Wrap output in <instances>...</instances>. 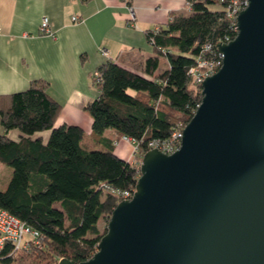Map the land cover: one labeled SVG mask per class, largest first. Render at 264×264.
Segmentation results:
<instances>
[{
    "label": "trees",
    "instance_id": "obj_1",
    "mask_svg": "<svg viewBox=\"0 0 264 264\" xmlns=\"http://www.w3.org/2000/svg\"><path fill=\"white\" fill-rule=\"evenodd\" d=\"M187 13L145 31L153 55L140 72L113 61L98 67L93 81L95 99L84 106L92 119L91 135L101 138L112 129L118 137L137 144L139 158L150 140L165 139L178 123L187 124L201 102V87L194 84L189 68L211 45L236 35L227 15L231 0H187ZM160 57L167 67L159 70ZM61 105L46 91L42 79L28 88L0 95V162L11 168L0 189V210H6L39 232L40 243L16 251L6 264H55L57 258L75 262L97 251L101 236L98 221H108L118 202L112 189L135 188L139 165L106 150L80 145L83 130L76 125L54 126ZM18 139L9 137L11 131ZM49 131L46 142L37 133ZM35 136V137H34ZM9 246L3 249L7 253Z\"/></svg>",
    "mask_w": 264,
    "mask_h": 264
},
{
    "label": "water",
    "instance_id": "obj_2",
    "mask_svg": "<svg viewBox=\"0 0 264 264\" xmlns=\"http://www.w3.org/2000/svg\"><path fill=\"white\" fill-rule=\"evenodd\" d=\"M172 154L144 152L97 251L57 264H264V0H247Z\"/></svg>",
    "mask_w": 264,
    "mask_h": 264
},
{
    "label": "crops",
    "instance_id": "obj_3",
    "mask_svg": "<svg viewBox=\"0 0 264 264\" xmlns=\"http://www.w3.org/2000/svg\"><path fill=\"white\" fill-rule=\"evenodd\" d=\"M186 3L130 0L135 15L131 19L122 0H0V95L44 80L47 93L61 105L54 126H79L83 148L106 150L112 145L116 156L139 165V151L132 155L133 143L114 130H105L99 140L92 137V119L84 106L98 95L93 81L98 67L109 60L140 72L145 59L153 55L145 31L165 24L173 14L187 12ZM44 16L53 37L39 32ZM48 135L49 131H43L35 136L46 142ZM18 136L15 130L9 133L14 140Z\"/></svg>",
    "mask_w": 264,
    "mask_h": 264
},
{
    "label": "built area",
    "instance_id": "obj_4",
    "mask_svg": "<svg viewBox=\"0 0 264 264\" xmlns=\"http://www.w3.org/2000/svg\"><path fill=\"white\" fill-rule=\"evenodd\" d=\"M129 10V15L131 19L135 18L133 8L131 7L130 0H122ZM187 6L189 8V2L187 1ZM248 5L247 0H231L227 7V15L234 20V30L237 33L236 26V17L238 13L244 9ZM72 20L77 22L79 20L78 17H72ZM39 32L42 35L46 36H54L53 31L50 27V22L48 17L44 16L40 20ZM231 39L226 38L224 41H220L222 43H227ZM217 49V47H216ZM204 50L208 51L210 55H202L196 59L194 65H192L188 73L190 74L194 84L200 85L204 81L207 76L214 74L222 65L223 55L217 50L216 53L212 52L211 45H205ZM105 55L106 53L103 52ZM94 77H98V72L96 71L93 75ZM200 104V103H199ZM196 104V109L199 106ZM195 109V110H196ZM194 110V112H195ZM186 124L178 123L176 128L172 130L171 134L165 139H156L150 140L147 143L148 149H158L162 153L172 154L179 147L183 135V128ZM123 139L130 141L133 143L134 148L132 151V155H136L138 152L137 144L134 140L128 137H122ZM116 143V142H115ZM140 165V164H139ZM135 188L130 190H118L112 189L111 192L114 193L118 197V201L123 199H130L133 195ZM39 232L35 229L28 226L26 223L22 222L16 216L10 214L6 210H0V264H6L4 259L13 255L16 251H28L29 248L34 245L37 246L40 243L39 240ZM9 246V250L7 253L3 254V249Z\"/></svg>",
    "mask_w": 264,
    "mask_h": 264
},
{
    "label": "rangeland",
    "instance_id": "obj_5",
    "mask_svg": "<svg viewBox=\"0 0 264 264\" xmlns=\"http://www.w3.org/2000/svg\"><path fill=\"white\" fill-rule=\"evenodd\" d=\"M184 13H187V12L184 11ZM164 66L165 67L167 66V61L163 57H160V68H163ZM10 175H11V168L0 162V189H4L6 187ZM107 222L108 221H105L104 219H100L98 221V225H99L101 232L106 227ZM57 262H58V258L55 264H57Z\"/></svg>",
    "mask_w": 264,
    "mask_h": 264
}]
</instances>
